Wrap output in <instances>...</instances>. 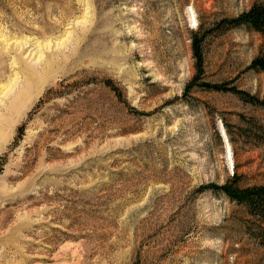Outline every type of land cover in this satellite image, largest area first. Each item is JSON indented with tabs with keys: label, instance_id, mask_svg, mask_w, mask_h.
<instances>
[{
	"label": "rangeland",
	"instance_id": "1",
	"mask_svg": "<svg viewBox=\"0 0 264 264\" xmlns=\"http://www.w3.org/2000/svg\"><path fill=\"white\" fill-rule=\"evenodd\" d=\"M255 2L0 0V264H264Z\"/></svg>",
	"mask_w": 264,
	"mask_h": 264
},
{
	"label": "trees",
	"instance_id": "2",
	"mask_svg": "<svg viewBox=\"0 0 264 264\" xmlns=\"http://www.w3.org/2000/svg\"><path fill=\"white\" fill-rule=\"evenodd\" d=\"M243 24H246L252 29L264 34V2H255L247 12L242 13L237 18L223 20L222 27H238ZM199 33L200 31L194 33L195 35L192 37V47L196 59V68L202 73L204 70L205 50L203 38H198ZM252 67L264 72V55L256 57L252 62ZM206 85L211 88H216L210 84ZM238 93L248 96V94L243 91H239ZM253 97H249V99L255 101L253 100L255 97ZM256 101L259 103L258 100ZM260 103L264 104V100L260 101ZM24 127L25 126L22 125L19 128L21 135L23 134L22 131L24 130ZM226 190L231 200L240 204L247 215H251L255 218V224L253 225H255L257 230L264 232V184L248 186L245 188L229 186ZM250 223V221H246L244 224L250 227Z\"/></svg>",
	"mask_w": 264,
	"mask_h": 264
}]
</instances>
